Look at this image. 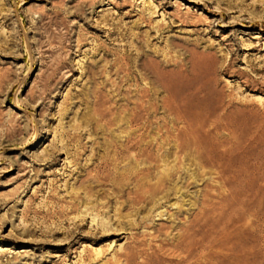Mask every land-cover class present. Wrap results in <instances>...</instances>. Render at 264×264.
<instances>
[{
  "label": "rangeland",
  "instance_id": "rangeland-1",
  "mask_svg": "<svg viewBox=\"0 0 264 264\" xmlns=\"http://www.w3.org/2000/svg\"><path fill=\"white\" fill-rule=\"evenodd\" d=\"M137 112L143 133L168 126L155 176L196 174L188 200L127 202L145 165L121 147ZM194 126L232 150L223 172L176 148ZM212 187L233 196L218 234L264 264V0H0V264H169Z\"/></svg>",
  "mask_w": 264,
  "mask_h": 264
},
{
  "label": "bare ground",
  "instance_id": "bare-ground-1",
  "mask_svg": "<svg viewBox=\"0 0 264 264\" xmlns=\"http://www.w3.org/2000/svg\"><path fill=\"white\" fill-rule=\"evenodd\" d=\"M157 74V73H156ZM136 98V97H135ZM165 109H169V105L164 106ZM134 108V107H133ZM116 125V122H114ZM133 126L135 130L130 131L129 135L125 138V142L123 144L121 143V148L124 152H132L133 157L135 159H139L140 157V165H141V160L145 162V165L141 167V173L139 172L140 175L134 176L133 174V180L130 182L132 184V187L128 191V201L131 202H146L152 204L151 206L147 204V206L153 208L155 207V211L160 208V207H165L166 203L170 200L171 195H176V196H181L182 199L180 201L184 202L188 199L187 192L184 190L185 186L189 185L190 179L191 180H196V174L191 171L190 168L185 167L184 172L183 170L180 169V166H173L172 169H169V167H166L168 165H165L163 167V172H161L163 175L158 176V178L155 176V171L159 169L160 163L163 161L164 163H167L166 158L171 154V151L167 145L170 144L168 141V126L165 124L163 127L165 129V134L167 135H161L160 137H154L151 136L150 132L143 133L142 130L145 129V132L149 130L152 126V121L149 118H145L141 116L138 112L134 114V116L128 120L127 124ZM126 124V125H127ZM163 124V123H162ZM161 124V125H162ZM128 125V126H129ZM160 125V126H161ZM112 126V125H111ZM161 129V128H160ZM198 127L192 128L190 132L182 133L181 135L177 134L175 145L176 148H179L180 150H187L194 149L195 155L199 157V159L205 164L213 167H220L221 171L223 172L225 169L222 167L223 166V161L225 159V156L228 155V152H231L232 150L227 149V150H222L221 148H218L216 145V142L206 140L202 134L199 133ZM192 131V132H191ZM161 133V132H160ZM127 135V134H126ZM123 136V135H122ZM121 136V137H122ZM125 136V135H124ZM116 142V141H115ZM112 143V142H111ZM117 143V142H116ZM114 145V141L113 144ZM120 146V144H118ZM174 145V146H175ZM112 149V148H111ZM191 149V150H192ZM175 150V149H174ZM234 150V149H233ZM115 151V149H114ZM118 151V150H117ZM106 152V151H105ZM112 152V151H110ZM187 154V151H186ZM113 155V154H112ZM190 155V154H189ZM188 155V156H189ZM231 155V154H230ZM187 156V155H186ZM195 156V157H196ZM102 157V156H101ZM112 157V156H111ZM191 157V155L189 156ZM188 157V158H189ZM110 158V157H109ZM114 158V157H113ZM128 158V157H127ZM187 157L186 159L189 160ZM193 158V157H192ZM122 159V158H121ZM197 159V158H196ZM194 160L195 161L197 160ZM124 160V159H123ZM133 160V159H132ZM104 161V160H103ZM106 161V159H105ZM129 161V160H128ZM135 161V160H134ZM200 161V162H201ZM102 162V161H101ZM108 162V161H107ZM124 162V161H123ZM133 162V161H132ZM131 162V163H132ZM139 161H136V164ZM192 162V160H191ZM199 162V163H200ZM105 163V162H104ZM128 163V162H127ZM143 163V162H142ZM193 163V164H194ZM198 163V161H197ZM196 163V164H197ZM198 163V164H199ZM118 164V163H117ZM129 164V163H128ZM134 164V162H133ZM190 164V162H189ZM188 164V165H189ZM202 164V163H201ZM101 165V164H100ZM132 165V164H130ZM139 165V166H140ZM192 165V163H191ZM106 166V165H105ZM104 166V167H105ZM118 166V165H117ZM138 166V168H139ZM197 166V165H196ZM204 166V165H203ZM120 167V166H119ZM128 167V166H127ZM200 167V166H199ZM212 167V168H213ZM129 168V167H128ZM183 168V167H182ZM198 168V167H197ZM202 168V167H201ZM116 169V167H115ZM123 168L122 170H124ZM134 169V168H133ZM205 169V168H204ZM121 170V172H122ZM132 170V169H131ZM161 170V169H160ZM90 171V170H89ZM133 171V170H132ZM91 172V171H90ZM126 172V170H125ZM130 172V171H128ZM157 172V171H156ZM88 173V172H87ZM92 173V172H91ZM110 173V171H109ZM123 173V172H122ZM135 173V172H133ZM154 173V174H153ZM159 173V172H158ZM132 174V173H131ZM130 174V176H131ZM157 174V173H156ZM186 174V175H185ZM88 175V174H87ZM129 175V173H128ZM92 176V175H91ZM117 176V175H116ZM125 177V175L123 174ZM94 177V175H93ZM121 177V176H120ZM127 177V176H126ZM129 177V176H128ZM132 177V176H131ZM167 177V179L165 178ZM171 177V178H170ZM90 178V177H89ZM115 178V176H114ZM151 178L154 179L156 178V182L153 184L151 183ZM163 178V179H162ZM123 179V178H122ZM150 179V182H149ZM89 180V179H88ZM92 180V179H91ZM119 180V179H117ZM148 180V181H147ZM155 180V179H154ZM90 181V180H89ZM130 181V180H129ZM112 182V180L110 181ZM121 181L117 182L120 183ZM223 184L225 186H228L231 184L230 180L227 178H223L222 180ZM113 183V182H112ZM116 183V181H115ZM116 183V184H117ZM167 183V184H166ZM106 184V183H105ZM126 184V183H123ZM114 185V184H113ZM123 186V185H122ZM119 187V186H118ZM117 187V189H118ZM124 187V186H123ZM126 187V186H125ZM120 188V187H119ZM122 188V187H121ZM124 189V188H123ZM127 189V188H126ZM215 190L214 187L211 188V192H206L204 194L205 198H202L200 206H198L199 210L197 212H193V214L188 215V217H182L184 221H181L182 218L179 219L181 221L180 223V232L175 235H173V242L171 243L170 250L173 255L169 257L170 261L169 264H249L247 261V257L243 253V250L235 248L234 246L232 247L229 245L230 243L228 242L230 235L227 233L226 235L224 234H218V225L221 220L226 219L225 212L228 207H230L231 199H233V196H231V191L228 194H222L220 193L219 196H216L214 192ZM121 191H119L120 194ZM117 194V193H116ZM122 194V193H121ZM126 194V193H125ZM120 196V195H119ZM126 197V196H125ZM231 198V199H230ZM113 199V198H111ZM118 199V198H117ZM116 199V201H117ZM174 199V198H173ZM112 201V200H111ZM172 201V200H171ZM175 201V200H174ZM178 201V200H177ZM176 201V202H177ZM179 201V202H180ZM121 202V201H120ZM126 202V200H125ZM124 202V203H125ZM181 202V203H182ZM191 202V201H190ZM122 203V204H124ZM129 203V202H128ZM145 204V205H146ZM169 204V203H167ZM180 204V203H179ZM118 205V204H117ZM126 205V204H125ZM132 205V204H131ZM136 205V203H135ZM138 205V204H137ZM182 205V204H181ZM184 205V203H183ZM123 207V206H122ZM125 207V206H124ZM123 207V208H124ZM133 207L136 208V206L133 205ZM138 207V206H137ZM144 207V206H142ZM146 207V208H149ZM179 207V206H178ZM183 207V206H182ZM126 208V207H125ZM129 208L130 210H135ZM166 208V207H165ZM193 208V207H192ZM118 209V208H117ZM140 209V208H139ZM150 209V208H149ZM119 210V209H118ZM121 210V209H120ZM125 210V209H124ZM138 210V209H137ZM145 210V209H144ZM152 210V209H151ZM167 210V209H166ZM175 210V209H174ZM185 210V209H184ZM191 210V209H190ZM189 210V211H190ZM116 211V210H115ZM150 211V210H149ZM192 211V210H191ZM190 211V212H191ZM119 212V211H118ZM131 212V211H130ZM141 212V211H139ZM146 212V211H145ZM151 212V211H150ZM169 212V211H168ZM127 213V212H126ZM134 213V212H132ZM147 213V212H146ZM153 213V212H152ZM151 213V215H152ZM175 213V212H174ZM174 213L172 215H174ZM192 213V212H191ZM116 214V213H115ZM121 214V213H120ZM119 214V216H120ZM125 214V213H124ZM129 214V213H128ZM140 214V213H139ZM143 214V213H142ZM149 214V213H147ZM160 216H163L165 214V210L163 208L162 211H159L157 213ZM118 215V214H117ZM170 215V214H169ZM177 215V214H176ZM174 216V218L176 217ZM180 215V214H179ZM94 216V215H93ZM129 216V215H127ZM126 216V217H127ZM131 216V215H130ZM129 216V217H130ZM142 216V215H141ZM148 216V215H146ZM171 216V215H170ZM134 217V216H132ZM153 217V216H152ZM155 217V215H154ZM153 217V218H154ZM179 217V216H178ZM116 218V216H115ZM114 218V219H115ZM124 218V217H123ZM151 218V217H150ZM149 218V219H150ZM173 218V219H174ZM97 219V217H92V221ZM113 219V220H114ZM122 219V218H120ZM136 219V218H135ZM140 219V218H139ZM178 219V218H177ZM106 220V219H105ZM110 220V219H109ZM118 220V219H117ZM137 220V219H136ZM141 220V219H140ZM143 220V219H142ZM171 221H174L170 219ZM231 220V219H230ZM116 221V220H115ZM120 220H118L119 222ZM129 221V220H128ZM155 221V220H154ZM153 221V222H154ZM99 222V221H98ZM107 221H102L101 219V225L103 227L106 226ZM114 222V221H113ZM122 222V221H120ZM140 222V221H139ZM145 222V220H144ZM147 222V221H146ZM178 222V221H177ZM132 222V220L130 221ZM138 223V222H137ZM143 223V222H142ZM149 223V222H148ZM155 223V222H154ZM172 223V222H171ZM174 223V222H173ZM129 224V222H128ZM130 224V225H131ZM141 224V223H140ZM144 224V223H143ZM152 224V223H151ZM179 224V222H178ZM223 224V222H222ZM117 225V224H116ZM120 225V223H119ZM134 225V224H133ZM138 225V224H137ZM136 226V223H135ZM145 226V224H144ZM148 226V224H147ZM150 226V225H149ZM112 227V226H111ZM115 227V225H114ZM118 227V226H117ZM123 227V226H122ZM171 227V226H170ZM132 228V227H131ZM139 228V225H138ZM148 228V227H147ZM145 227V229H147ZM150 228V227H149ZM162 227L158 228L161 229ZM165 228V226H164ZM173 228V227H172ZM134 229V228H133ZM104 229H102L103 231ZM136 230V229H135ZM148 230V229H147ZM146 230V231H147ZM175 230V228L173 229ZM179 230V229H178ZM177 230V231H178ZM109 231V230H108ZM111 231V230H110ZM118 231V230H117ZM151 231V230H149ZM176 231V230H175ZM174 231V233H175ZM176 231V232H177ZM104 232V231H103ZM106 232V231H105ZM172 230H170L169 233H171ZM102 233V232H101ZM145 233V232H144ZM143 233V234H144ZM150 233V232H149ZM153 233V232H152ZM173 234V233H171ZM146 235V234H145ZM157 235V234H156ZM159 235V234H158ZM151 236V235H150ZM154 236V233H153ZM168 236H170L168 234ZM264 236V234H263ZM158 237V236H157ZM134 238V237H133ZM146 238V237H145ZM170 238V237H169ZM143 239V238H142ZM152 241V237L150 238ZM138 240V239H137ZM154 240V239H153ZM159 240V238L157 239ZM139 241V240H138ZM148 241V240H147ZM171 241V240H170ZM230 241V240H229ZM152 244V243H151ZM155 244V243H154ZM150 245V244H149ZM135 246V245H134ZM236 246V245H235ZM264 246V245H263ZM160 247H164L163 245H160ZM159 249V247H158ZM163 249V248H162ZM148 250V249H147ZM152 252V251H151ZM124 253V252H123ZM129 253V252H128ZM100 254V252H99ZM122 254V253H121ZM147 255V254H146ZM140 258V257H139ZM138 258V259H139ZM127 261L130 263L135 262V264H147L143 262L144 260L140 261L138 263L134 261L133 255H127L126 257ZM149 259V258H148ZM118 260V258H117ZM123 261V260H121ZM120 261V262H121ZM114 263V262H113ZM117 263V261H116ZM126 264V262H124ZM148 264H155L154 262H149Z\"/></svg>",
  "mask_w": 264,
  "mask_h": 264
}]
</instances>
